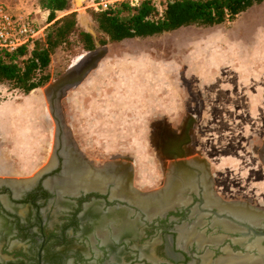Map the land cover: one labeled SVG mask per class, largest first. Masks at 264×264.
Masks as SVG:
<instances>
[{
	"label": "rangeland",
	"instance_id": "1",
	"mask_svg": "<svg viewBox=\"0 0 264 264\" xmlns=\"http://www.w3.org/2000/svg\"><path fill=\"white\" fill-rule=\"evenodd\" d=\"M71 4L57 19L75 13L82 30L103 37L82 0ZM0 5L32 17L44 34L50 25L39 0ZM91 57H97L93 68L55 101L54 117L49 88ZM48 73V84L28 95L0 85V161L8 169L0 170L9 173L4 176L27 178L48 165L57 119L64 143L81 157L127 165L133 187L155 190L167 165L157 136L162 130L179 136L193 116L191 156L209 166L216 190L232 198L264 197V0L219 26L108 42L91 54L59 49ZM31 98L38 101L31 104Z\"/></svg>",
	"mask_w": 264,
	"mask_h": 264
},
{
	"label": "flooded vegetation",
	"instance_id": "2",
	"mask_svg": "<svg viewBox=\"0 0 264 264\" xmlns=\"http://www.w3.org/2000/svg\"><path fill=\"white\" fill-rule=\"evenodd\" d=\"M56 122L44 169L27 178L0 170V264H264V197L216 190L209 166L191 156L193 116L177 137L160 131L165 177L147 192L132 186L129 166L81 157Z\"/></svg>",
	"mask_w": 264,
	"mask_h": 264
},
{
	"label": "trees",
	"instance_id": "3",
	"mask_svg": "<svg viewBox=\"0 0 264 264\" xmlns=\"http://www.w3.org/2000/svg\"><path fill=\"white\" fill-rule=\"evenodd\" d=\"M263 0H161L144 3L137 8L120 5L104 12L90 11V17L103 35L95 39L82 30L75 13L57 19L58 14L70 11L71 0H39L50 24L43 38L31 50L18 48L13 53L0 51V85L24 95L42 88L50 81L48 68L51 56L59 49L74 47L93 52L108 42L144 39L186 27L223 25L260 5Z\"/></svg>",
	"mask_w": 264,
	"mask_h": 264
},
{
	"label": "built area",
	"instance_id": "4",
	"mask_svg": "<svg viewBox=\"0 0 264 264\" xmlns=\"http://www.w3.org/2000/svg\"><path fill=\"white\" fill-rule=\"evenodd\" d=\"M161 0H83V10L104 12L120 5L137 8L144 3L159 4ZM44 29L35 19L22 13H12L0 5V51L13 53L24 47L31 50L43 38Z\"/></svg>",
	"mask_w": 264,
	"mask_h": 264
},
{
	"label": "water",
	"instance_id": "5",
	"mask_svg": "<svg viewBox=\"0 0 264 264\" xmlns=\"http://www.w3.org/2000/svg\"><path fill=\"white\" fill-rule=\"evenodd\" d=\"M83 1V0H82ZM91 54L92 52H87ZM95 61H97V57H91L85 61V63L80 67L79 70H70L64 76H62L59 80H57L51 87L49 88L48 93L51 95L50 105L52 109V114L55 117V101L58 99L61 92L69 87L73 86L76 83L80 82L87 72L93 68Z\"/></svg>",
	"mask_w": 264,
	"mask_h": 264
},
{
	"label": "bare ground",
	"instance_id": "6",
	"mask_svg": "<svg viewBox=\"0 0 264 264\" xmlns=\"http://www.w3.org/2000/svg\"><path fill=\"white\" fill-rule=\"evenodd\" d=\"M71 69H73V68H71ZM36 100H37L36 98H31V99L29 100V102L32 104V103H35ZM37 101H38V100H37ZM68 157H69V156H68ZM72 163H73V162H72ZM73 166H74V165H73ZM0 168H4V165L1 163V161H0ZM4 169H5V168H4ZM5 170H7V169H5ZM79 170H80V169H79ZM184 170H185V169H184ZM184 170H183V171H184ZM3 171H4V170H3ZM81 171L88 172V170H84V169H82ZM178 171H179V170H178ZM5 172H6V171H5ZM106 172H108V171H106ZM194 172H195V171H194ZM90 175H91V174H90ZM0 176H1V175H0ZM92 176H93V174H92ZM97 176H98V175H97ZM116 176H117V175H116ZM174 176H175V175H174ZM176 176H177V175H176ZM85 177H87V176H85ZM100 178H101V177H100ZM119 178H120V177H119ZM175 178H177V177H175ZM2 179H3V178H2ZM121 179H123V178L121 177ZM177 179H178V178H177ZM4 180H5V179H4ZM113 181H114V180H113ZM176 181H177V180H176ZM198 182H199V181H198ZM193 183H194V182H193ZM201 183H202V182H201ZM178 184H179V183H178ZM178 184H177V185H178ZM202 184H203V183H202ZM55 185H56V184H55ZM65 185H66V184H65ZM177 185H176V186H177ZM63 186H64V185H63ZM68 186H70V185H68ZM59 187H60V186H59ZM170 187H172V186H170ZM170 187H169V188H170ZM61 188H62V187H61ZM177 189H178V188H177ZM68 190H69V189H68ZM76 190H77V189H76ZM182 190H183V189H182ZM167 191H168V190H167ZM167 191H166V192H167ZM169 191H170V190H169ZM183 192H184V191H183ZM186 192H187V191H186ZM186 192H185V193H186ZM15 194H16V193H15ZM180 194H181V193H180ZM183 194H184V193H183ZM160 195H161V194H160ZM163 195H164V194H163ZM121 198H122V197H121ZM168 198H169V197H168ZM156 199H157V198H156ZM160 200H161V198H160ZM206 200H208V199H206ZM158 201H159V200H158ZM162 201H163V200H162ZM163 202H164V201H163ZM163 202H161V203H163ZM205 202H206V201H205ZM136 204H138V203H136ZM208 204H209V203H208ZM138 205H139V204H138ZM140 205H141V204H140ZM206 205H207V204H206ZM209 205H210V204H209ZM145 206H146V205H145ZM145 206H144V207H145ZM147 206H148V205H147ZM147 206H146V207H147ZM210 206H211V205H210ZM141 207H142V206H141ZM219 207H220V206H219ZM219 209H220V208H219ZM227 209H228V208H227ZM220 210H221V209H220ZM222 210H223V209H222ZM229 210H230V209H228V211H229ZM246 211H247V210H246ZM243 215H244V214H243ZM252 218H253V217H252ZM256 218H257V217H256ZM253 219H254V218H253ZM257 222H258V221H257Z\"/></svg>",
	"mask_w": 264,
	"mask_h": 264
}]
</instances>
